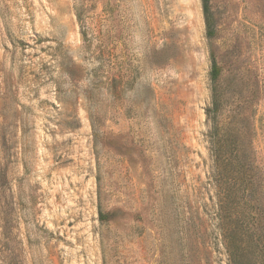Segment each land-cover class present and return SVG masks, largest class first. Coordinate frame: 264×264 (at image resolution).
<instances>
[{"label": "rangeland", "instance_id": "374dc122", "mask_svg": "<svg viewBox=\"0 0 264 264\" xmlns=\"http://www.w3.org/2000/svg\"><path fill=\"white\" fill-rule=\"evenodd\" d=\"M210 12L0 0V264H229L206 109L264 211V0Z\"/></svg>", "mask_w": 264, "mask_h": 264}, {"label": "trees", "instance_id": "16d2710c", "mask_svg": "<svg viewBox=\"0 0 264 264\" xmlns=\"http://www.w3.org/2000/svg\"><path fill=\"white\" fill-rule=\"evenodd\" d=\"M210 1L202 0L208 37L214 35ZM78 17L81 19L80 13ZM219 76L220 67L214 58L212 81L215 83ZM221 97V92L214 84L212 103L206 109L207 119L211 122L208 136L215 166L214 179L217 184L229 185L228 190L222 188L220 191L216 214L219 223L216 228L222 236L229 264H264V211L259 208L254 193V173L251 172L254 168H246L238 149H232L235 155L231 157L233 152L226 145V134L219 118ZM231 159H236L235 163Z\"/></svg>", "mask_w": 264, "mask_h": 264}]
</instances>
